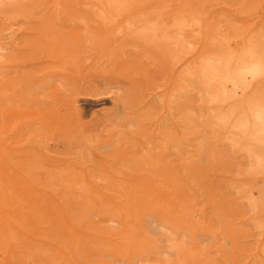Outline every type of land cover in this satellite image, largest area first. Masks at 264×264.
<instances>
[{"label":"bare ground","instance_id":"6f19581e","mask_svg":"<svg viewBox=\"0 0 264 264\" xmlns=\"http://www.w3.org/2000/svg\"><path fill=\"white\" fill-rule=\"evenodd\" d=\"M255 1L253 11L249 0L235 9L219 7L217 0H0V110L7 106L0 111V264H73L70 259L84 257L80 264H151L153 257L152 264H264V251L241 258L237 247L252 235L242 230L249 225L262 229L256 235L264 241V189L254 192L251 185L264 182V0ZM6 7L11 13L2 16ZM26 34L32 36L24 41L27 72L17 64ZM102 58L107 72L96 71ZM109 67L124 74L107 86ZM158 79L162 84L148 96L161 104L162 114L148 130L137 115L141 103L124 96H136ZM105 95L112 110L84 123L79 98ZM164 119L169 133L158 130ZM193 125L204 129L192 132ZM117 136L138 143L164 175L174 171L196 209L185 207L181 190L168 200L170 194L152 182L127 194L124 179L92 178L96 170L126 161L123 145L111 159ZM195 138L203 144L192 151ZM207 144L211 160L219 145L247 159L233 176L220 178L237 194L226 202L245 203L251 211L237 224L228 220L226 202H216L221 193L214 180L207 201L200 199L204 188L188 182L204 170ZM21 157L33 161L15 162ZM38 165L47 186L61 185V198L68 199L67 182L83 179L86 192L75 210L90 212L81 226L88 234L70 225L52 196L29 179ZM119 189L123 193L112 194ZM142 196L148 207L131 220ZM100 205L110 209L98 226L92 220ZM50 241L56 254L45 245ZM106 242L112 249H89Z\"/></svg>","mask_w":264,"mask_h":264},{"label":"rangeland","instance_id":"374dc122","mask_svg":"<svg viewBox=\"0 0 264 264\" xmlns=\"http://www.w3.org/2000/svg\"><path fill=\"white\" fill-rule=\"evenodd\" d=\"M219 3V7H225V8H231V9H235V8H239V5L241 2V0H217ZM249 8L250 10H257V7L259 5H257L256 1L253 2V0H249ZM7 13H11L10 11V7H6L5 8V13L2 14L3 15H7ZM2 23V21H1ZM32 36L30 34H26L23 38H20V42H19V46L17 47L20 51L18 53L19 55V62H17V64L19 65L18 67V71H29L31 69L30 66L27 65V61L25 58V55L28 54V49H27V45L24 44L25 40L31 39ZM15 47V46H14ZM264 49V46H263ZM93 55L98 56L100 54H98V51H95L93 53ZM22 57V58H21ZM45 60V59H44ZM42 59V61H44ZM104 58H102L100 61L102 62V64L99 63L98 69L96 70L97 72H107V70L105 69L106 64L104 63ZM40 60H36L35 62H39ZM43 64V63H42ZM27 65L26 68H24ZM36 67H42V65H37ZM111 67H109L108 69V73L106 74L108 76V78L110 79L109 84H107V86H109L111 83H113L115 80L122 78L124 72L119 73V70L116 71H111L110 69ZM90 68H88L87 73L90 72L91 70H89ZM92 75L94 76V72L92 71ZM11 75H7L6 77H10ZM134 76V75H133ZM95 77V76H94ZM163 80L162 79H158L155 81V83L151 86H147L146 88H144L138 95L134 96L133 94H126L124 97L126 98L127 101H129L130 103H132L131 101H134V103L136 104H140L137 106V115L143 116L144 123L146 124V127L148 128V130H152V128H150V125L154 122V121H160L161 119V114H162V109H161V104L159 102H157V100L154 101H150V96H148V94L150 93H154V91L152 90V88H155L158 86V84H162ZM125 87L128 88L129 84L126 83ZM162 90V89H161ZM157 92V90H156ZM123 93L125 94V90H123ZM199 104V102H194V105L197 106ZM78 107L80 109L81 112V117H82V121L84 123H91V120L96 117V118H102L103 115L107 112H109L110 110H112V100L110 98V96H102V97H97V98H79V103H78ZM184 106H180L178 109L179 111L183 110ZM7 108L6 107H2L0 111L5 110ZM175 111H177V109H175ZM132 111H128L127 113L130 114ZM127 114V115H128ZM177 117V116H176ZM205 118V117H204ZM203 118V119H204ZM177 120V118H176ZM172 121L175 122V120L173 119ZM182 124H180V129ZM172 127H168V122H166V120L164 119L163 121L160 122L159 124V131L164 130L166 133H169ZM204 129V126H198L196 127V125L192 126V132H195L198 130L201 131ZM8 136H10V138L12 140H16V139H20V135H18L16 132H9ZM193 136V135H192ZM115 141V145L109 150L111 151V159H115L116 156V149L117 147L123 145V148L120 150L122 154L125 155V160L126 161H119L116 162L114 165H110L108 167L104 166L102 167V169L96 170V172H94V174H92V178H99V177H103L107 174H111L114 179L118 180H122L124 179L125 182V186H127V190L124 193L129 194L131 189H135L136 191L139 192H143V188L144 186L141 185V183L143 181L145 182H149V183H154L155 187H158V189L163 190L165 193L170 194L167 198L168 200H172L174 199V195L178 194L179 191L182 192L180 195V199L184 202H187L185 204V207L187 208H194L196 209V206L193 205V207L191 206V204H189V198L190 197H186L183 194V191L185 190L184 188H182L180 182H178L177 180V176L175 175V173L169 172L168 175H164L163 171L161 170V168L156 165V164H151L149 162V160L147 161L145 157H143L142 155H144V151L139 149V144H134L133 142H128V137L123 136V137H115L113 139ZM157 145H160V147H164V141L162 140H157L155 141ZM39 144V143H38ZM92 144V143H90ZM198 144H203L201 143L200 138H195L194 140H192V151L195 150V148H197ZM215 147V146H214ZM125 148H127V150L125 151ZM205 151L203 152V155H207L205 162L202 164V167L204 168V170H202L199 175H197L198 177L196 178V175L193 174L192 179H189L188 182L190 183H194L195 185H199L200 187L202 186L204 189V194L203 196L200 198L201 201L203 200H209V192L212 188V185L210 184L212 180H214L215 184L217 187H220V190H218V192L221 193V196L217 197L216 202L218 199L219 202H226L227 200H231L232 198L236 197L237 194L234 193V191L232 190V187H228L227 184H224L223 181L220 180V178L222 176H233L234 172L237 170L238 167H240V164H242L243 162L247 161V159L245 158L243 152H237L236 154H233L234 149L230 148L228 145H219L215 147V151L218 152V155H216L215 161L209 159V153H210V145H204ZM203 149V148H202ZM173 150V148H172ZM171 150V151H172ZM126 152V153H125ZM115 155V156H114ZM31 162L33 161L32 159H28L27 157H21V158H17L15 159V162ZM41 171H43L41 169V166L38 165V168H32V171L29 173L34 174L32 178H29L31 181H33V183L35 184V187L40 190L43 194L48 195L50 194L53 198V200L55 201L56 205H59L61 210L63 211V213H65L66 216H68V221L71 224H73L75 226V228L83 231L84 233L88 234V232H90V230L88 229H83L81 226L84 223V219H86L85 215L89 214L90 212L86 213V214H81L79 211L75 210L76 208H79V201H80V195H84V193L86 192L84 189H80L81 185H82V181L83 179H81L79 176L76 177V179H73L72 181L70 180L68 183V185H72V187H67L65 189V191L68 193V199L65 198H61L59 197L56 192L59 189V185L58 187H50L47 186V182L48 181H42L38 175V173H40ZM107 172V173H106ZM28 174V173H27ZM162 177H161V176ZM82 176V175H80ZM27 177V176H26ZM260 177V176H257ZM28 178V177H27ZM26 180H29L27 179ZM119 180V181H120ZM128 180V182H127ZM192 180V181H190ZM117 183V182H116ZM115 183V184H116ZM140 183V184H139ZM65 184V183H64ZM66 185V184H65ZM254 192L256 191V188H261L264 189V182H261L259 179L256 181V183H252L251 184ZM67 186V185H66ZM119 188V187H118ZM71 189H73L75 192L72 193ZM183 190V191H182ZM123 193V191H121L119 189V191L117 190H113L112 194H114L115 196L120 195V193ZM185 192V191H184ZM264 192V191H263ZM141 194V193H139ZM178 195V196H179ZM255 195L257 196V194L255 193ZM76 196V197H74ZM177 196V197H178ZM182 196V197H181ZM225 198H223V197ZM117 201V200H116ZM147 196L146 197H141L139 199V203L138 206L136 207V209H133V211L129 212V215H131L132 213L134 214L135 212L138 213V211L147 209L148 205H147ZM180 201V200H179ZM205 203V202H204ZM183 204V203H180ZM179 204V205H180ZM227 207H230L231 210H228L227 212L230 214L231 212H233L231 215V217L228 215V220L234 219L235 223L237 224L239 221H241V218L244 217H248L251 215V211L249 210L248 207L245 206V203H241V204H237V205H233L232 202L228 203L226 202V204H224ZM126 205L121 206V211L125 212V207ZM128 207V206H127ZM184 207V208H185ZM214 207V205H212V208ZM224 207V206H221ZM108 209H110L109 206L107 205H100L98 206L95 210V212L98 214V217H96L94 220H92L93 223L98 222V226H101L102 224H104L105 220H104V215L107 213ZM170 209V208H169ZM182 208H178L176 210H181ZM225 211V209H223ZM178 211V212H179ZM190 211V210H189ZM133 216L131 215L130 219L132 220ZM235 228H240L239 225H236ZM246 234H252L251 236H248L246 239H242L240 241V245L237 247H240V254H241V258H244V255L248 256V255H252L256 252V249L259 248V250L264 251V241L262 244H260L259 240V236L256 235V233L258 231H261L262 229L260 228H255L252 227L251 225L246 226L245 228L242 229ZM51 238H53V236H50ZM45 239V238H43ZM54 239V238H53ZM42 240V239H41ZM47 245L48 249L51 251V253L56 254L57 251H54L55 247L53 246V243L50 241V244H45ZM112 244L110 243H105L103 245H96V244H91L90 246V250L91 251H100V250H104V249H112ZM243 249V251H242ZM68 258H70V255H68ZM97 256L92 257V260H97ZM81 260V258H79ZM154 257L152 258V260L150 261V263L152 264V261H154ZM57 261V260H56ZM61 260H58L57 262H60ZM70 261L73 264H80L85 263V257L83 258V260L81 262H75L74 259H70ZM66 264H68V262H66ZM93 264H97V263H93ZM251 264V263H250Z\"/></svg>","mask_w":264,"mask_h":264}]
</instances>
